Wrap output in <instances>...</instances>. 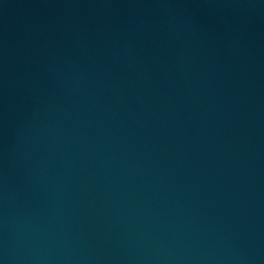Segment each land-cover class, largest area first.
<instances>
[{
  "label": "water",
  "instance_id": "1",
  "mask_svg": "<svg viewBox=\"0 0 264 264\" xmlns=\"http://www.w3.org/2000/svg\"><path fill=\"white\" fill-rule=\"evenodd\" d=\"M0 264H264V0H0Z\"/></svg>",
  "mask_w": 264,
  "mask_h": 264
}]
</instances>
